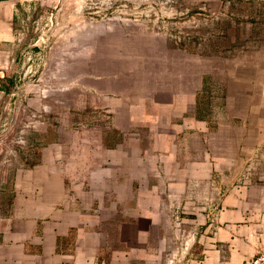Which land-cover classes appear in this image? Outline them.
<instances>
[{
  "label": "crops",
  "instance_id": "crops-1",
  "mask_svg": "<svg viewBox=\"0 0 264 264\" xmlns=\"http://www.w3.org/2000/svg\"><path fill=\"white\" fill-rule=\"evenodd\" d=\"M51 4L0 0V90L12 88L23 35ZM255 53L215 85L189 83L181 66L144 83L142 99L129 85L113 103V144L81 147L80 168L71 142L86 133L74 129L14 165L0 264H169L173 244L174 264H250L264 253V53ZM147 232L165 236L153 248ZM116 233L121 243L109 247Z\"/></svg>",
  "mask_w": 264,
  "mask_h": 264
},
{
  "label": "rangeland",
  "instance_id": "rangeland-1",
  "mask_svg": "<svg viewBox=\"0 0 264 264\" xmlns=\"http://www.w3.org/2000/svg\"><path fill=\"white\" fill-rule=\"evenodd\" d=\"M52 1L55 7L48 14L42 11L23 35L27 47L18 59L12 88L0 90L2 211L9 207L14 165L37 160L36 151L57 143L58 133H86L71 142L79 168L85 151L81 147L94 151L97 140L103 148L111 146L115 139L107 129L115 125L112 119L118 113L113 103L122 102L129 85L140 89L136 97L142 99L144 83L160 73L174 75L178 66L189 83L199 76L201 85H215L255 51L264 53V0ZM142 109L139 105L136 113ZM123 129L125 133L126 124ZM95 154L88 153L89 163L96 161ZM121 235H109L108 246L121 243ZM161 235L147 232L153 248ZM166 236L176 239L175 234ZM143 237L134 234L135 245H142ZM183 239L190 241L192 235ZM112 248L105 250V261L111 259ZM182 250L185 257L187 246ZM175 256V244L163 253V259H173L169 264Z\"/></svg>",
  "mask_w": 264,
  "mask_h": 264
},
{
  "label": "built area",
  "instance_id": "built-area-1",
  "mask_svg": "<svg viewBox=\"0 0 264 264\" xmlns=\"http://www.w3.org/2000/svg\"><path fill=\"white\" fill-rule=\"evenodd\" d=\"M250 264H264V253H258L252 258Z\"/></svg>",
  "mask_w": 264,
  "mask_h": 264
}]
</instances>
